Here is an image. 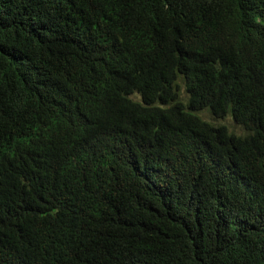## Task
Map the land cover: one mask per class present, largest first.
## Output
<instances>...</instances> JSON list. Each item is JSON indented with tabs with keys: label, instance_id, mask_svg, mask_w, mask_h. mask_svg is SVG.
Listing matches in <instances>:
<instances>
[{
	"label": "trees",
	"instance_id": "16d2710c",
	"mask_svg": "<svg viewBox=\"0 0 264 264\" xmlns=\"http://www.w3.org/2000/svg\"><path fill=\"white\" fill-rule=\"evenodd\" d=\"M0 264H264V0H0Z\"/></svg>",
	"mask_w": 264,
	"mask_h": 264
},
{
	"label": "rangeland",
	"instance_id": "374dc122",
	"mask_svg": "<svg viewBox=\"0 0 264 264\" xmlns=\"http://www.w3.org/2000/svg\"><path fill=\"white\" fill-rule=\"evenodd\" d=\"M201 117L204 118V119L207 120V121H211L210 117L207 116L206 113H202V114H201ZM211 122H212V121H211ZM219 123H220V124H223V125H225V126H227L231 131L234 132V131L236 130L237 133H239V129H238V128L236 129L234 123H233L230 119H225V120H223V121H220Z\"/></svg>",
	"mask_w": 264,
	"mask_h": 264
}]
</instances>
